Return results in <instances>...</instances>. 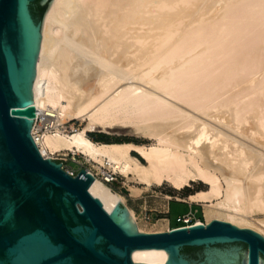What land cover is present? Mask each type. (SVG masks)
<instances>
[{
  "label": "bare ground",
  "instance_id": "bare-ground-1",
  "mask_svg": "<svg viewBox=\"0 0 264 264\" xmlns=\"http://www.w3.org/2000/svg\"><path fill=\"white\" fill-rule=\"evenodd\" d=\"M32 85L44 156L77 151L149 187L202 181L165 197L201 203L206 221L194 224L218 218L264 235V0H53ZM75 119L83 128L68 131ZM126 126L152 142L90 136ZM132 258L166 263L168 252Z\"/></svg>",
  "mask_w": 264,
  "mask_h": 264
},
{
  "label": "water",
  "instance_id": "water-1",
  "mask_svg": "<svg viewBox=\"0 0 264 264\" xmlns=\"http://www.w3.org/2000/svg\"><path fill=\"white\" fill-rule=\"evenodd\" d=\"M52 1L0 0V264H264L259 231L218 218L140 231L85 167L73 175L40 152L32 84ZM152 247L166 263L133 260Z\"/></svg>",
  "mask_w": 264,
  "mask_h": 264
},
{
  "label": "rangeland",
  "instance_id": "rangeland-1",
  "mask_svg": "<svg viewBox=\"0 0 264 264\" xmlns=\"http://www.w3.org/2000/svg\"><path fill=\"white\" fill-rule=\"evenodd\" d=\"M38 117V115L36 116ZM35 117V118H36ZM35 121V119H34ZM68 131L80 130L83 128V122L81 120L75 119L66 123ZM100 134H105L107 140H102V142H142V143H151L152 140L149 138H139L136 137L130 127H115L109 131H93L90 132V136L97 142V138ZM66 152H69L70 155H65ZM72 156L71 151H64L54 154L55 158L63 159L65 162L62 164L64 167L75 169L76 172L83 165L91 166L94 170L107 169V166H96L92 160L82 153ZM134 155L139 157L137 152H134ZM143 161V159H142ZM107 186L114 192H118L126 198V206L132 208L137 216L138 225L143 227L145 231H161L168 230V226L172 224H179L181 221H178L176 218L179 214H183L187 211L197 208L196 218L203 222L206 221L204 214V207L201 203H195L179 200L175 198H167L165 195L179 196L184 198L190 193H193L197 190L206 188V185L202 181H192L191 185H187L185 188L177 189L169 183H164L161 186L153 185L151 187L139 184L136 181H131L126 179L120 172H116V179L111 182H107ZM201 211V215L199 214ZM145 213L151 216V219L145 218ZM261 217H264V214H260ZM259 216V217H260ZM169 218L170 221L166 222L160 221L159 219ZM201 218V219H199ZM164 222V223H163ZM172 228V227H171ZM171 228L169 230H171Z\"/></svg>",
  "mask_w": 264,
  "mask_h": 264
},
{
  "label": "built area",
  "instance_id": "built-area-1",
  "mask_svg": "<svg viewBox=\"0 0 264 264\" xmlns=\"http://www.w3.org/2000/svg\"><path fill=\"white\" fill-rule=\"evenodd\" d=\"M34 125H36L37 127H36L35 131L32 130V135H33L35 141H37V139H39L40 132L42 131V129L43 128H47V123L42 124V119H41V116H40V117H36L35 118ZM48 126H49L48 127L49 129L53 128V124L51 122L48 123ZM68 154L70 155L69 152H67L65 155H68ZM71 154H72V156L75 157V155L78 154V153L71 152ZM83 167H85L90 172L89 167H91V166L83 165ZM66 169L69 171V173H71L73 175H75L77 173L75 169H71V168H68V167ZM91 173L94 176L101 177L105 182H111L114 179H116V172H114L113 170H110L108 168L107 169L106 168L102 169L100 171L99 170H94L92 168V172ZM190 204H192V203L190 202ZM197 210L198 209L195 208V209L187 211V212H185L183 214H179L177 216V218H176L178 221H181L180 222L181 225H179V226H184V225L188 226V225L193 224V222L197 221L198 218H196V215H195ZM144 216H145L146 219H151V216L149 214H147V213H145ZM199 219H201V218H199Z\"/></svg>",
  "mask_w": 264,
  "mask_h": 264
},
{
  "label": "trees",
  "instance_id": "trees-1",
  "mask_svg": "<svg viewBox=\"0 0 264 264\" xmlns=\"http://www.w3.org/2000/svg\"><path fill=\"white\" fill-rule=\"evenodd\" d=\"M97 140L98 141H104V140H106V141H108L107 140V136L105 135V134H100V136L97 138ZM199 214L201 215V211H199ZM179 225H181L180 223L179 224H172V227H176V226H179Z\"/></svg>",
  "mask_w": 264,
  "mask_h": 264
},
{
  "label": "crops",
  "instance_id": "crops-1",
  "mask_svg": "<svg viewBox=\"0 0 264 264\" xmlns=\"http://www.w3.org/2000/svg\"><path fill=\"white\" fill-rule=\"evenodd\" d=\"M192 203V202H191ZM168 219V221L167 222H169L170 221V219L169 218H167ZM168 228L170 229L171 227L170 226H168ZM172 229V228H171Z\"/></svg>",
  "mask_w": 264,
  "mask_h": 264
}]
</instances>
